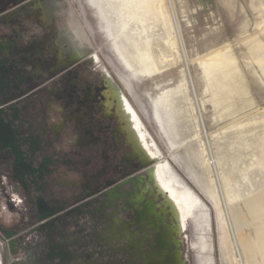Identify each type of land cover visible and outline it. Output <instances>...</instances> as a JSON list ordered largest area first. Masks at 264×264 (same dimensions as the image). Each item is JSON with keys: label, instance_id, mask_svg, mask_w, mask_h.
I'll return each mask as SVG.
<instances>
[{"label": "rangeland", "instance_id": "rangeland-1", "mask_svg": "<svg viewBox=\"0 0 264 264\" xmlns=\"http://www.w3.org/2000/svg\"><path fill=\"white\" fill-rule=\"evenodd\" d=\"M26 1L0 0V14ZM59 2L80 23L68 28L70 42L91 44L100 74L116 78L161 178L183 208L184 226L173 221L165 197L150 191L130 217L119 214L131 222L135 240L151 252L161 237L183 264H264V0ZM114 47L137 71L154 63L160 72L135 77ZM164 94L167 132L153 114ZM134 168L135 176L147 172ZM184 191L197 201L194 207L182 200ZM149 201L156 206L151 214ZM85 217L83 235L94 238L93 218ZM95 245L90 240L85 249Z\"/></svg>", "mask_w": 264, "mask_h": 264}, {"label": "flooded vegetation", "instance_id": "flooded-vegetation-1", "mask_svg": "<svg viewBox=\"0 0 264 264\" xmlns=\"http://www.w3.org/2000/svg\"><path fill=\"white\" fill-rule=\"evenodd\" d=\"M59 1L28 0L0 14V202L20 199L17 210L0 207V264H183L161 237L145 252L119 216L153 190L185 225L137 111L116 78L100 74L95 48L70 42L68 28L80 23ZM136 165L147 172L135 176ZM85 216L94 238L83 235ZM90 240L95 249H85Z\"/></svg>", "mask_w": 264, "mask_h": 264}, {"label": "bare ground", "instance_id": "bare-ground-1", "mask_svg": "<svg viewBox=\"0 0 264 264\" xmlns=\"http://www.w3.org/2000/svg\"><path fill=\"white\" fill-rule=\"evenodd\" d=\"M89 1V4L92 5V6H95V2L94 0H88ZM97 6V5H96ZM94 10V9H93ZM102 18V17H101ZM101 24V22H100ZM109 31V30H108ZM111 39V38H110ZM109 39V40H110ZM111 41V40H110ZM108 43V42H107ZM109 44V43H108ZM111 44V43H110ZM109 44V45H110ZM115 49V52L117 53L118 57L121 59L122 63L124 64V66L131 72L132 75H134L135 77H138L140 75H152L153 73H156V72H160L158 70V68L156 67V64H148L146 66V68H143V70H140V71H137L132 65L131 63L129 62V60L126 58V56L122 53L121 50H119L117 47H114ZM129 73V72H128ZM168 98L167 96L162 95L160 97V100L159 101H156V103H154V112L153 114H155L154 118L156 117V120H157V124H158V127H160V130L162 129L163 131L165 130V132H167L166 128H165V124H164V119H163V116H162V113H161V106L163 105V103L165 104V101H167ZM170 106V105H169ZM173 113V112H172ZM155 120V121H156ZM169 120V119H168ZM161 130V131H162ZM166 135V134H164ZM169 141V140H168ZM209 148V147H208ZM174 149V148H173ZM203 165V164H202ZM200 205V204H199ZM203 247V246H202ZM240 255V254H239Z\"/></svg>", "mask_w": 264, "mask_h": 264}, {"label": "built area", "instance_id": "built-area-1", "mask_svg": "<svg viewBox=\"0 0 264 264\" xmlns=\"http://www.w3.org/2000/svg\"><path fill=\"white\" fill-rule=\"evenodd\" d=\"M2 184L0 183V194L2 192ZM10 197L8 198H3V202L1 201L0 203V207L3 210H9V209H13V210H17L20 207V199L18 198L17 194L15 193H11L9 195Z\"/></svg>", "mask_w": 264, "mask_h": 264}, {"label": "water", "instance_id": "water-1", "mask_svg": "<svg viewBox=\"0 0 264 264\" xmlns=\"http://www.w3.org/2000/svg\"><path fill=\"white\" fill-rule=\"evenodd\" d=\"M9 244H10V247H11V248L14 247V241H13V240H11Z\"/></svg>", "mask_w": 264, "mask_h": 264}]
</instances>
